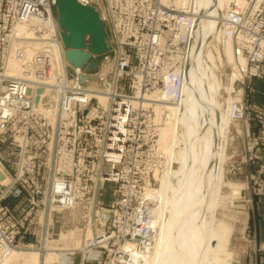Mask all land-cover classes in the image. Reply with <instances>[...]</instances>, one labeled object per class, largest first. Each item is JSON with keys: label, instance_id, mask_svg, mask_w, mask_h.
<instances>
[{"label": "built area", "instance_id": "2783aa9c", "mask_svg": "<svg viewBox=\"0 0 264 264\" xmlns=\"http://www.w3.org/2000/svg\"><path fill=\"white\" fill-rule=\"evenodd\" d=\"M78 1L97 9L111 42V50L93 55L82 70L65 61L55 0H0V240L12 247L0 256L41 242H62L63 231L74 226L64 218L71 210L68 183L93 186L88 170L78 167L83 159L88 166L98 165L99 176H106L100 178L101 189L114 186L112 202H100L97 216L104 232L116 237L100 239L86 255L66 254L69 264L77 255L84 264H127L125 255L119 258L112 252L136 246L142 238L139 232L150 228L135 222V217L144 216L135 209L136 198L129 200L130 214L120 215L123 220L116 215L128 200L118 178L130 169L139 193L145 189L140 178L156 181L162 175V169H155L163 159L155 151L156 128L167 120L165 109L179 102L184 74L169 78L172 72L152 75L147 70L184 68L192 47L196 1ZM222 30L234 41L239 82L264 81V0L231 2ZM85 43L90 44L89 36ZM13 65L19 67L11 69ZM156 78L159 94L154 97L151 84ZM243 94L231 106V119L243 126L244 157L264 159V107L248 103ZM48 100L58 101V107ZM63 144L75 150L74 166L63 168L65 160L58 153ZM255 150L259 156H253ZM124 228L130 233L118 237Z\"/></svg>", "mask_w": 264, "mask_h": 264}, {"label": "bare ground", "instance_id": "6f19581e", "mask_svg": "<svg viewBox=\"0 0 264 264\" xmlns=\"http://www.w3.org/2000/svg\"><path fill=\"white\" fill-rule=\"evenodd\" d=\"M195 1L196 17L192 19L194 23L192 47L184 68L178 66L169 70L166 68L147 70L152 75L172 72L173 75L169 74V78L181 76V71L184 74L182 89L181 84L179 85L181 96L179 102L165 109L167 120H160L164 124L156 128L159 136L155 151L163 159L158 162L155 169H162L159 171L162 175L156 181L148 177L140 178L145 182V189L143 186L139 193L133 188L134 179L130 169L126 168L125 173L118 178L122 182L128 200L122 203L121 210L116 211V215L123 220L120 215L130 214L129 200L136 198L138 205L135 209L143 210L144 216L135 217V222L144 223L150 228L143 227L139 232L142 238L136 246L129 245L126 246L128 249L118 248L112 252L119 253V258L125 255L127 264H229L220 258V253L226 254L231 228L224 221L216 220V210L220 202L235 198V195L240 194L243 189L241 184H233L227 180L224 165L227 160L229 121L232 120L231 106L241 99L245 89L242 87L243 90L239 91L242 93H239L240 97L235 101L229 96L226 111H223L221 100L222 90L228 89L232 92L234 84H241L239 80L242 78L240 65H237L238 58L234 52V41L222 30L225 11L235 0ZM217 39L221 40L222 45L224 44V53L234 68L230 86L225 85L223 73H220L221 56L218 51L216 55L211 50L213 42ZM31 43L32 40L29 41V44ZM108 43L111 46L110 40ZM65 50L63 45L64 58ZM17 67L19 65H13L11 69ZM145 76L146 83L149 84L147 74ZM86 79L89 80V77H81V80ZM158 84V78L151 84L154 97L159 94ZM166 88L170 89L171 86ZM37 100L41 105L44 104L40 96ZM51 102H54L55 108L58 107V101L55 103L54 100H48L47 104ZM100 103L106 108L102 100ZM62 106L66 105L62 103ZM159 118L158 115L157 123ZM232 123L238 124L234 121ZM238 125L242 126L241 123ZM235 137L239 138L242 135L238 131ZM240 146L243 152L245 144ZM74 152L75 150H71L66 144L58 149V153L65 160L63 168L67 164L74 166L77 163L74 160ZM174 163L179 164L177 169H174ZM78 167L82 172L88 170L94 182L91 187L86 186L82 181L68 183V189L72 192L71 210L64 213V218L65 221L74 222V226L63 231L60 240L62 242H57V245L41 242L33 249H12L5 256H0L2 257L0 264H32L33 262L34 264H69L67 255L72 253L86 255L90 250L89 247L96 245L100 239L108 236L116 237L115 233L110 235L104 232L97 216L99 208L103 206L99 205L102 187L99 184L103 183L100 180L103 176L98 175V165L88 166L83 159H79ZM58 171L59 174L64 173L61 168H58ZM229 188L232 192H227L228 194L223 192L224 189ZM48 190L49 188L45 191ZM87 193L94 196L86 198ZM92 198H96L98 203L96 204ZM43 219V216L39 217L40 222ZM201 219L204 220V231L198 229L201 227L199 225ZM83 222L86 224L85 227ZM127 230L128 228L120 229V234L117 236L120 237ZM128 233L130 230L126 234ZM75 240L78 242L76 243ZM62 244L63 246H59ZM11 248L8 242L0 240V252ZM76 262V258L71 260L73 264H84L81 261Z\"/></svg>", "mask_w": 264, "mask_h": 264}, {"label": "rangeland", "instance_id": "374dc122", "mask_svg": "<svg viewBox=\"0 0 264 264\" xmlns=\"http://www.w3.org/2000/svg\"><path fill=\"white\" fill-rule=\"evenodd\" d=\"M98 8L102 12L103 5H98ZM222 12L224 13V11ZM220 41V39L215 40L211 50L215 54L218 51L217 53L221 56L222 60L219 64L220 73H223L225 85L230 86L234 68L224 53V44L222 45ZM242 87L245 89L243 96L248 103L264 107V81L254 80L249 85L234 84L232 92L234 91L235 93H232L228 89V91L226 89L222 90L223 111L227 110L229 96H232L230 99L233 101L240 97L238 95L242 93L239 92L243 90ZM229 122L230 132L227 138V160L224 165L225 175L229 182L241 184L243 189L240 194L235 195V198H229L227 201L224 199L223 202H220L216 210V220L224 221L231 228V233L228 237L229 241L227 240L229 243L226 245V254L220 253V258L229 264H260L258 259L264 256V246L262 245L263 240H260L259 231L256 228H258L259 220L263 218V215L256 213V210L257 203L261 201L260 199H264V159L258 158L250 161L244 157L245 153L242 152L240 146L244 143L242 127L238 124H233L232 120ZM238 131L242 137H235ZM254 155L259 156V151L255 150ZM178 167L179 164L174 163V169ZM113 188V184H106L103 189H99L100 202L105 205H109L112 202ZM229 192H232L230 188ZM254 211L255 213L253 214ZM203 223L204 220L201 219L199 221V225H201L198 228L199 231L200 228L203 231L205 230ZM262 234L264 236V231H262ZM75 241L76 243L78 242L77 240ZM59 246H63V244ZM76 257V263H78L80 255Z\"/></svg>", "mask_w": 264, "mask_h": 264}, {"label": "water", "instance_id": "95a60500", "mask_svg": "<svg viewBox=\"0 0 264 264\" xmlns=\"http://www.w3.org/2000/svg\"><path fill=\"white\" fill-rule=\"evenodd\" d=\"M65 47L66 61L75 68H84L93 55L103 54L111 49L109 36L98 11L91 5L77 0H55ZM90 37L86 45L85 38ZM223 192H229L224 189Z\"/></svg>", "mask_w": 264, "mask_h": 264}, {"label": "crops", "instance_id": "0c3cea01", "mask_svg": "<svg viewBox=\"0 0 264 264\" xmlns=\"http://www.w3.org/2000/svg\"><path fill=\"white\" fill-rule=\"evenodd\" d=\"M261 201L259 203H257V210L256 213L262 214L263 218L259 220V224H258V231H259V237L260 240H263L262 245L264 246V236L262 234V231H264V199H260ZM255 213V211L253 212V214ZM262 230V231H261ZM258 261L260 262V264H264V256L260 257L258 259Z\"/></svg>", "mask_w": 264, "mask_h": 264}]
</instances>
